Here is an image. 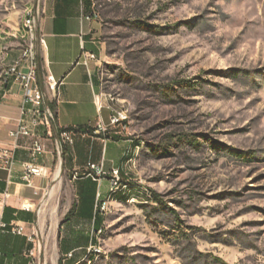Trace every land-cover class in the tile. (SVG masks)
<instances>
[{"label": "rangeland", "instance_id": "rangeland-1", "mask_svg": "<svg viewBox=\"0 0 264 264\" xmlns=\"http://www.w3.org/2000/svg\"><path fill=\"white\" fill-rule=\"evenodd\" d=\"M90 1L138 145L85 264H264V0ZM43 2L0 0V96Z\"/></svg>", "mask_w": 264, "mask_h": 264}, {"label": "crops", "instance_id": "crops-1", "mask_svg": "<svg viewBox=\"0 0 264 264\" xmlns=\"http://www.w3.org/2000/svg\"><path fill=\"white\" fill-rule=\"evenodd\" d=\"M40 10L38 34L44 42L39 46V57L46 100L56 108L63 127L82 129L74 131L73 144L62 154L54 140L45 139L44 153L32 158L26 148H18L13 172L0 168V196L6 190L10 193L0 201L2 220L24 223L26 234H36L31 241L26 234L0 231V264H47L50 253L59 258V264H85L97 229L96 216L98 221L103 219L99 228L105 220L103 210L97 213L98 201L109 199L115 186L110 174L85 177L83 173L89 163L102 164L108 172L118 169L123 178L120 187L132 174L138 144L114 127L105 133L97 131L101 122L110 124L123 106L103 90L98 66L102 48L96 40L99 22L91 1L44 0ZM84 50L95 53L98 61L84 64L80 59ZM50 80L58 81L57 93L47 89ZM23 107L24 92L19 83L2 91L0 148L13 147L9 132L18 126ZM25 161L46 169L31 185L22 179Z\"/></svg>", "mask_w": 264, "mask_h": 264}, {"label": "built area", "instance_id": "built-area-1", "mask_svg": "<svg viewBox=\"0 0 264 264\" xmlns=\"http://www.w3.org/2000/svg\"><path fill=\"white\" fill-rule=\"evenodd\" d=\"M41 18V10L38 7L36 10H30L28 16L29 24L33 25L35 31H37L36 46L33 47L32 55L23 54V58L19 60L17 71H8L4 77V83L10 82V78L14 77L17 80L24 92V107L19 124L15 129L9 132V135L13 142L12 148H0V168L6 169L12 173L16 164L15 153L18 148H26L32 158H36L38 154L46 151L45 139L54 140L57 151L62 154L65 147L73 144L74 142V130H68L63 127L57 116L56 108L46 100V93L41 87L38 80L39 71V46L44 42L38 34L39 22ZM26 36V31H25ZM80 59L84 64L88 65L90 61H98V57L95 53L89 51H83ZM26 63H23L24 61ZM47 89L49 91L57 93L58 81L50 80ZM108 96L110 99L111 97ZM128 114H122V110L117 111L111 118L110 124L106 125L100 123L97 126V131L100 133L108 132L110 127L117 128L121 131L127 130ZM22 179L23 181L31 185L36 175H41L46 172L45 167L36 164L33 161H25L22 164ZM105 174L111 175L112 187L117 186L119 180L122 177H117L115 174V168L108 172L104 169L102 164L89 163L88 170L84 171L83 176L102 177ZM10 196L8 190H6L1 196L0 201H5ZM103 200L101 201L100 209L102 210ZM26 225L24 223L11 222L7 223L2 220L0 216V231H10L16 234H26ZM103 228L95 231L93 236H98L99 232ZM31 241H35L36 234H26ZM97 243L92 242L89 247V253L96 252ZM41 244L39 243L38 250H40ZM33 256L36 255L35 251H31ZM45 264V262L43 263Z\"/></svg>", "mask_w": 264, "mask_h": 264}, {"label": "bare ground", "instance_id": "bare-ground-1", "mask_svg": "<svg viewBox=\"0 0 264 264\" xmlns=\"http://www.w3.org/2000/svg\"><path fill=\"white\" fill-rule=\"evenodd\" d=\"M34 10V9H33ZM30 12L27 15V18L24 21V29L26 31V36L29 40V47L27 49L26 55H32L33 54V47L36 46L37 41V31L33 28V25L29 24L28 16ZM18 70V64L12 66L9 71H17ZM122 114H127L126 110H122ZM115 174H117V177H120V171L118 169H115ZM121 180H119L118 184ZM117 184V185H118ZM102 210H104V203L102 205Z\"/></svg>", "mask_w": 264, "mask_h": 264}, {"label": "trees", "instance_id": "trees-1", "mask_svg": "<svg viewBox=\"0 0 264 264\" xmlns=\"http://www.w3.org/2000/svg\"><path fill=\"white\" fill-rule=\"evenodd\" d=\"M38 60H39L38 80H39V83H40V85H41V87H42L43 69H42V66H41V61H40V57H39V55H38ZM9 87H10L9 82L5 83V86H4V88H3V91L9 89ZM50 104H51V106L54 107V105H53L52 103H50ZM67 129H68V130H74V131H77V130H81L82 128H67ZM86 130H88V128H86ZM101 201H102V200H99V201H98V205H97V207H98V208H97V213L102 211V210L100 209ZM102 220H103V219H102V217H101V218H100V221H98V216H96V220H95V227L97 228L96 231H98L99 229L103 228V227H100V228H99V226L101 225ZM92 242L97 243V241L95 242V237H94V236H92ZM92 242H91V243H92ZM92 256H93V255L89 253V256H88V257H90V259H91Z\"/></svg>", "mask_w": 264, "mask_h": 264}]
</instances>
